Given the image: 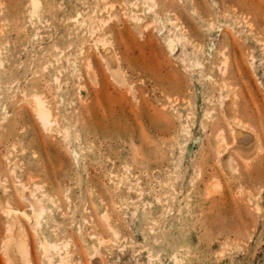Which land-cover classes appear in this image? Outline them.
<instances>
[{"label": "rangeland", "instance_id": "374dc122", "mask_svg": "<svg viewBox=\"0 0 264 264\" xmlns=\"http://www.w3.org/2000/svg\"><path fill=\"white\" fill-rule=\"evenodd\" d=\"M0 60V264H264V0H0Z\"/></svg>", "mask_w": 264, "mask_h": 264}, {"label": "bare ground", "instance_id": "6f19581e", "mask_svg": "<svg viewBox=\"0 0 264 264\" xmlns=\"http://www.w3.org/2000/svg\"><path fill=\"white\" fill-rule=\"evenodd\" d=\"M145 1H146V3H148L151 0H145ZM104 58L106 59L107 63L109 64V67L111 69V71L110 70L109 71L112 72L113 74H115L117 77H119L118 76L119 74H118V71H117V67L114 65L112 56H111V54L108 51L104 52ZM223 63H225V62H223ZM195 64H196V66H200V63L198 61H196ZM1 66H2V62L0 60V67ZM89 72H91V71H89ZM91 74H93V73H91ZM222 74H223V72H222ZM226 94H227V92H226ZM232 97H233V95H232ZM34 104H35L36 113L38 115V118L42 122L43 126L44 127H49L52 123H51V120H50V117H49L50 116L49 115V111L46 108V106L44 105V102L42 101V99L39 96H34ZM234 107L235 106H233V108ZM230 112H232V111H230ZM235 119H237V118H235ZM182 131H184V130L182 129ZM235 143H237V141ZM245 148H247V147H245ZM235 150H237V149H235ZM239 151H241V150L239 149ZM214 183L215 182H213V184ZM23 195L30 202L31 214H30V222L29 223H31L30 225H32L34 227V229H36L39 232V228H41V219L45 215V209L38 202L33 200L32 199V195H30L29 193H24ZM18 223L19 222H18L16 217H14L13 215H7V217H6V224H7L6 225L7 226L6 233H7V235L5 236L4 241L2 242L3 243V245H2L3 246V250H2L3 251V256H4L7 264H30V262L28 261V256H27L28 254L26 252L27 250L24 247L25 246V244H24L25 242L23 243V238L24 237H22V235H21V230H20L21 228H20V225H18ZM39 238H40L41 247H42V249L44 251L47 252L49 249L50 250H54V251L59 250L60 247H59L58 244H56V243L50 244L45 239L44 236L42 237V235H39ZM50 250H49V252H50ZM64 250L66 251V249H64ZM59 252H62V251H59ZM62 260L64 261V259H62Z\"/></svg>", "mask_w": 264, "mask_h": 264}]
</instances>
